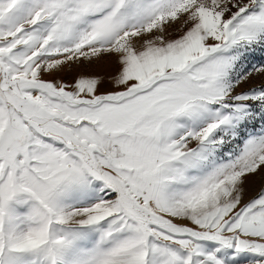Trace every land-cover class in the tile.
I'll use <instances>...</instances> for the list:
<instances>
[{
    "label": "snow or ice",
    "instance_id": "snow-or-ice-1",
    "mask_svg": "<svg viewBox=\"0 0 264 264\" xmlns=\"http://www.w3.org/2000/svg\"><path fill=\"white\" fill-rule=\"evenodd\" d=\"M0 264H264V0H0Z\"/></svg>",
    "mask_w": 264,
    "mask_h": 264
}]
</instances>
